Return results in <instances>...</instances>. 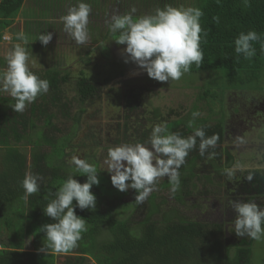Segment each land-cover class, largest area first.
Instances as JSON below:
<instances>
[{
	"label": "rangeland",
	"instance_id": "374dc122",
	"mask_svg": "<svg viewBox=\"0 0 264 264\" xmlns=\"http://www.w3.org/2000/svg\"><path fill=\"white\" fill-rule=\"evenodd\" d=\"M34 1L31 5L27 2L15 25L0 34V73L7 68L6 56L16 44H20L26 48L32 71L57 69L62 74H68V81L61 86L59 107L53 106L52 94L45 93L47 111L55 114L53 122L57 129L46 133L53 135L58 144L59 139L65 144L61 158L73 169L75 166L70 164L73 156L97 168L101 191L108 192L109 196L121 197L122 203L126 205L132 204L126 215H123L126 209H122L116 212L115 217L131 221L137 236L142 237L139 225L147 218L160 223L162 227L165 218L177 213L187 221L210 225L209 232L214 230L215 234L223 233V246L234 249L232 253L235 254L238 242L249 237H238L234 232L236 213L232 205L235 201L231 202L224 196L227 192L225 177L222 176L224 165L222 158L216 157V154L222 153L221 146L208 149L210 153L205 152L202 160L197 162L192 177H188V167H181V181L188 179L185 192L187 189L192 192L183 196V203L177 200L171 187H164L169 183L167 177L159 180L156 189L143 204L135 203L137 194L134 189L121 192L113 186L105 161L110 147L136 143L150 147V136L155 126H167L177 120H184L188 126L193 112H198L199 116L190 128L192 133L195 128H203L204 125L214 127L224 123L228 127L226 147L235 158L247 159L249 164L264 161V89L260 93L249 90L226 92L224 83L221 84L222 76L215 72L185 73L179 80L168 82L150 78L145 69L128 58L126 44L120 45L115 41L118 32L109 30L112 17L123 16L128 10L123 0H112L111 11L108 1H95V9L89 15V39L85 44H77L64 31L61 19L70 7L80 2L69 0L62 6L63 11L58 7L57 12H52L47 4L53 0ZM196 2L176 0L175 7H194ZM30 8L37 9V12L32 15ZM47 32L53 34V39L44 46L37 39ZM4 36H9L11 41L4 40ZM82 77L97 90L84 102L78 85ZM133 96L138 97L137 101H132ZM0 97L12 98L6 92H0ZM127 101L132 102L131 107L134 109L131 110ZM35 102L40 104L43 99L38 96ZM32 104L24 111H29ZM157 110L160 115H155ZM43 121L41 118L36 122L39 131L30 134V140L20 146L29 168L32 165L34 144L38 141L37 135L44 130ZM53 151L51 146L43 148V152L50 157ZM58 155L59 152L53 156L54 162L57 160L56 164H59ZM193 165L190 163L189 168ZM233 178L234 174L229 181L233 182ZM31 239L30 235L26 236L28 251L31 250ZM108 239V234L104 232L97 242L101 244ZM0 249L3 247L0 246ZM251 258L252 264H264V240H255Z\"/></svg>",
	"mask_w": 264,
	"mask_h": 264
},
{
	"label": "trees",
	"instance_id": "16d2710c",
	"mask_svg": "<svg viewBox=\"0 0 264 264\" xmlns=\"http://www.w3.org/2000/svg\"><path fill=\"white\" fill-rule=\"evenodd\" d=\"M83 1L91 6L95 5L94 0L77 2ZM111 1H108L110 11ZM27 2L31 5L35 1L1 0L0 34L14 25ZM67 2L69 0H53L48 2L47 8L57 12L59 7L63 11L62 6ZM123 2L128 9L125 15L135 9L132 13L135 19L155 14L156 9H163L166 5L175 7L176 0ZM194 7L200 8L204 13L200 23L207 35L201 40L204 55L202 65L197 67L193 64L187 73L215 72L222 76L221 84L224 83L226 92L249 90L260 93L264 89V0H250L248 6H245L243 0H219V3L217 0H197ZM251 30L260 34L261 40L253 42L256 55L248 60L243 55H237L234 41L241 32ZM117 34L118 39L119 32ZM33 72L39 78L49 81L51 102L53 106H58L61 86L68 81V74H62L57 69ZM78 85L83 102L97 91L84 77ZM224 90L222 89L223 94ZM39 97L43 99L42 103L34 102L29 111L22 113H16L12 107L8 108L16 103L14 98L0 97V246L4 248L0 250V264H252L255 240H240L233 254L234 249L223 246V233L215 234L214 230L209 232L210 225L187 221L177 213L173 216L176 220L173 217L165 218L162 227L160 223L147 218L139 225L142 237L137 236L131 221L115 217L116 212L122 209H126L123 214L126 215L132 204L122 203L121 197L109 196L108 192L101 191L96 185L91 189L96 196V208H76V214L86 219L87 227L78 246L67 253L47 251L46 234L39 229L56 221L45 215L44 207L54 198L55 192L69 175L80 183L86 182L87 176L75 172L74 167L67 165L61 158L65 144L60 139L58 144L53 135L46 133L57 130L53 122L55 114L48 113L45 94ZM137 98L133 96L132 101H137ZM127 105L131 110L134 109L131 107L132 102L127 101ZM158 113L157 110L155 115H160ZM41 118L44 120V130L37 135L38 141L34 144L32 165L29 168L27 157L20 146L30 140V134L39 131L36 122ZM180 127H183L181 131ZM167 128L183 138L194 134L184 120L171 122ZM202 129L206 137H217L215 146H221L222 153L216 154V157L220 160L222 158L224 165L222 176L224 175L227 186L224 196L231 202H255L264 208V161L249 164L247 159L235 158L226 147L228 127L224 123L214 127L204 125ZM199 144L200 138H197L196 147L186 157L184 165L185 169L188 167V177L195 174L196 164L202 160ZM46 146L54 149L51 157L43 152ZM208 149L206 153H210ZM58 152L59 164H56L57 160L55 163L53 156ZM190 163L194 164L191 169ZM226 170H232L233 182L229 181ZM29 171L42 177L39 181L41 189L40 193L32 195L25 202L22 199V180ZM249 176L252 177L251 180L248 179ZM187 182L188 179H182L180 188L175 192V197L181 203L185 199L183 196L192 194L189 189L185 192ZM164 187L170 188L171 184L167 183ZM151 200L154 201V198ZM75 203L74 200L73 204ZM104 232L109 239L104 244H98V237ZM27 235L32 237L30 251L25 246Z\"/></svg>",
	"mask_w": 264,
	"mask_h": 264
},
{
	"label": "clouds",
	"instance_id": "9594fccd",
	"mask_svg": "<svg viewBox=\"0 0 264 264\" xmlns=\"http://www.w3.org/2000/svg\"><path fill=\"white\" fill-rule=\"evenodd\" d=\"M243 3L248 6L250 0H243ZM91 11L88 3L80 2L70 7L67 14L61 17L64 31L77 44H85L89 39ZM134 12L135 9H132L129 14L113 16L109 30L112 33L119 32L115 41L120 45L126 44L128 58L145 69L150 78L159 82L179 80L190 71L193 64L197 67L202 65L204 55L201 40L207 33L200 23L204 15L200 8L166 5L163 9H156L155 14L135 19L132 15ZM216 19L218 22V18ZM52 39L53 34L47 32L37 40L47 46ZM260 40V34L254 30L241 32L234 41L235 52L250 60L256 55L253 42ZM6 61L7 68L0 73V92L10 94L16 101L10 106L16 113H22L38 96L48 92L50 83L31 70L30 57L26 48L20 44L14 46L6 56ZM198 116V112L192 113L188 127L194 126ZM197 138H200L201 156L209 147L215 146L217 141L215 136L206 137L202 128H195L192 136L183 138L179 133L170 132L166 125H157L150 136V147L143 143L110 147L105 162L108 164L107 171L111 173L113 186L121 192L136 190L137 204H143L164 177L168 178L171 191L175 193L181 184L180 169L189 152L196 147ZM70 164L75 166L77 173L87 176V180L80 183L69 175L55 192L54 198L44 207L45 215L56 222L39 229L46 234V250L55 253H67L76 248L82 239V233L87 231L86 219L76 214V208H96V196L91 189L100 183L97 168L77 156L71 158ZM226 172L231 178L232 170ZM41 179L39 175L25 174L22 180V199L25 202L32 195L40 193ZM248 179L251 180L252 177L249 176ZM232 206L236 213L235 234L256 241L264 240V208L255 202H233Z\"/></svg>",
	"mask_w": 264,
	"mask_h": 264
},
{
	"label": "crops",
	"instance_id": "0c3cea01",
	"mask_svg": "<svg viewBox=\"0 0 264 264\" xmlns=\"http://www.w3.org/2000/svg\"><path fill=\"white\" fill-rule=\"evenodd\" d=\"M30 1H34V0H30ZM71 1H82V0H71ZM94 1H100V2H102V1H110V0H94ZM0 2H1V0H0ZM26 6V5H25ZM34 6V5H33ZM23 9H25V7L23 8ZM91 9H92V11L95 9V5L94 6H91ZM30 10H31V8H30ZM37 9H32L31 11L33 12V14L32 15H34L37 11H36ZM23 11V10H22ZM21 11V12H22ZM35 12V13H34ZM21 15V14H20ZM31 15V14H30ZM14 25H15V23H14ZM12 28V27H11ZM7 30H10V29H7ZM5 32V31H4ZM2 34V33H1ZM3 38V37H2ZM4 40H6V41H11V38L9 37V36H4V38H3ZM1 41V40H0ZM4 249V248H3ZM1 250V249H0Z\"/></svg>",
	"mask_w": 264,
	"mask_h": 264
}]
</instances>
